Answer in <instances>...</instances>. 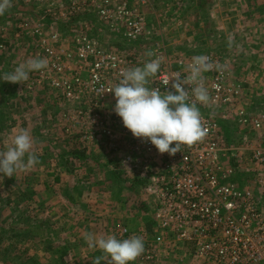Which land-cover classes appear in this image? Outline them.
Listing matches in <instances>:
<instances>
[{
  "label": "rangeland",
  "instance_id": "obj_1",
  "mask_svg": "<svg viewBox=\"0 0 264 264\" xmlns=\"http://www.w3.org/2000/svg\"><path fill=\"white\" fill-rule=\"evenodd\" d=\"M32 5L22 2L11 3L5 14L0 15V151L10 146L15 134L26 129L33 139V151L38 156V163L33 167L18 170L13 177L0 175V264H91L102 254L98 250L88 248L84 239L86 233H77L74 230L78 213L99 210L102 204L107 209L109 204L91 201L94 196L98 197L96 192L92 191L93 176L83 173L85 182L90 186L86 193L90 201L73 202L78 205V212L69 207L68 211L71 214L66 217L62 209L64 200L60 197L64 194L62 189L68 184V180L65 178L63 184L62 180L55 182V179L62 178L60 161L64 152L53 155L47 150L55 145L56 149L61 147L62 151L67 145V139L61 136L67 117L73 122L72 125L69 124L73 132L69 136L70 140L72 138L74 142L79 141L76 135L80 130L101 131V137L98 133L96 138H84L79 144L102 146L100 143H103L109 151L113 150L111 137L104 136L103 127L111 120L116 100L114 94L98 100L96 96L89 95V92L79 99L69 100L65 96V90H56L47 80L39 79L38 71L30 73L29 79L23 84L5 81L4 74L12 72L18 64L32 58L45 59L43 55L38 54L42 46L39 41H34L36 36L29 34L31 29L38 26L41 18L44 22L41 27L44 30L40 28L44 35L57 33L61 38L70 39L76 28L80 27L77 24L78 19L57 22L47 17L43 7ZM153 5L151 11L145 8L154 33L151 39L129 42L118 37L111 42L103 38L99 41L121 51L125 59H131L132 64L129 68L142 67L146 61L157 58L154 55L150 57L147 53H152L153 47L150 43L159 40L160 37H164L165 51L168 54L163 64L171 70L178 68L187 70V65L194 57L212 55L216 65L220 66L218 70H223L227 74V81L242 86L244 92L239 102L247 104L254 109L253 111H264V0H152L150 7ZM24 18L29 22L28 30L18 27V22ZM158 19L161 20L160 26L162 28L164 26L166 35L160 34ZM94 27H90V33L93 35ZM98 28L102 31L104 29L101 25ZM65 42L59 40L54 46L60 49L71 43ZM44 69L46 76L56 77V73L50 68L49 60ZM216 73L215 66L214 69L204 72L202 78L209 84L215 79ZM104 75L113 87L120 80L113 74ZM82 76L88 79L89 73L84 72ZM154 83V78L150 77L147 86L153 89ZM83 99L90 105L81 104ZM204 110L199 109L201 116L209 113ZM219 114L213 117V119L216 117L215 120L212 118L210 120L216 124L218 139L222 145L232 147L234 154H238L235 147L247 146L244 141L245 134H249L251 129L240 125L235 117L223 119ZM60 116L63 121L60 120ZM115 132L114 136L128 140V134L121 127ZM202 139L206 141L204 137ZM202 139L197 142L202 144ZM258 142L264 144V130L251 144ZM143 153L146 156L151 154L147 150ZM119 156L124 171L128 174L136 171L139 176H144L138 172L141 169L134 168L129 161L125 163L123 154ZM154 156L161 164L167 161L166 153H155ZM53 159L56 160L55 166L52 165ZM234 163L232 162L233 165ZM246 177L249 180L251 176ZM149 181L148 179L144 190L147 197L141 203L140 201L134 203L135 209L148 214L152 223L143 226L145 228L143 232L133 231L127 225L121 226L126 227L132 235L141 236L145 248L148 240L153 239L158 229L156 225L154 227L153 222L152 205L155 203V196L153 198L147 191L152 184ZM48 185L52 187V194ZM110 200L115 199L110 197ZM52 206L55 208L50 212L48 209ZM120 208L125 209L126 204ZM137 228L139 230V227ZM105 232H96L92 224L88 233L105 236L114 234L121 239L115 230ZM192 251V246L187 241H178L172 235L165 245L156 248L153 260L142 259L143 253L132 264H157L159 260H166L168 264H191V260L193 264H212L204 258H195ZM101 264H108L107 259H102Z\"/></svg>",
  "mask_w": 264,
  "mask_h": 264
},
{
  "label": "built area",
  "instance_id": "obj_2",
  "mask_svg": "<svg viewBox=\"0 0 264 264\" xmlns=\"http://www.w3.org/2000/svg\"><path fill=\"white\" fill-rule=\"evenodd\" d=\"M17 2L43 7L47 17L57 22L78 19L80 27L70 39L61 38L57 33L44 35L43 18L29 32L42 46L38 54L49 60L52 72L56 73V77L46 76L45 69L39 70V79L47 80L56 90H65L69 100L79 99L86 92L98 100L112 95L109 90L113 86L104 74L120 78V72L132 64L121 51L102 44L90 33L92 24L104 28L102 37L109 42L118 37L137 42L154 35L145 13L152 0H11V3ZM18 27L28 30L29 22L24 18ZM59 40L71 43L57 49L54 44ZM150 44L153 55L163 58L159 72L152 76L153 89L174 92L173 81L168 85L164 81L176 76L183 79L188 75L184 72L187 70H171L163 64L168 54L162 37ZM204 56L214 69L215 58ZM84 72L89 73L88 79L82 76ZM203 84L209 101L196 103L199 109L209 112L201 116L206 141L181 145L180 151L172 155L166 153L164 164L156 161L154 154L159 152L155 146L134 137L115 112L103 127L104 136L111 137L112 149H124L125 163L129 161L134 168L141 169L139 174L152 183L147 191L155 196L153 222L158 229L153 239L148 240L142 259L153 260L156 248L165 245L173 235L192 246L195 258H204L212 264H264V144H251L264 130V111H253L239 102L244 90L241 85L229 83L223 70L217 69L215 79L209 84L203 80ZM184 87L188 102H195L193 85ZM217 114L223 119L235 117L240 125L251 129L245 134L247 146L235 147L238 154H234L232 147L220 143L216 124L210 121ZM101 123L104 124L102 120ZM119 127L128 134V140L114 136ZM146 150L151 152L149 156L143 153ZM246 175L251 176L249 180ZM115 232L121 239L132 236L126 227L118 226Z\"/></svg>",
  "mask_w": 264,
  "mask_h": 264
},
{
  "label": "clouds",
  "instance_id": "obj_3",
  "mask_svg": "<svg viewBox=\"0 0 264 264\" xmlns=\"http://www.w3.org/2000/svg\"><path fill=\"white\" fill-rule=\"evenodd\" d=\"M11 6V0H0V15ZM152 56L153 53H147ZM162 57L150 59L143 66L128 68L120 72L119 82L109 91L114 94V112L122 119L123 125L134 137L148 140L159 153L170 155L180 151L181 145H192L201 140L205 131L201 124V113L197 103L207 104L209 94L203 84L202 74L212 69L208 57L196 56L187 65L183 79L172 77L164 81L175 91H161L147 86L150 77L155 76L162 64ZM47 61L32 58L18 64L10 73L4 74L6 82L22 83L29 74L42 70ZM219 69V65H216ZM184 85H193L195 102H188ZM174 144V146H173ZM38 156L33 151V139L28 130L22 129L12 138L10 146L0 151V175L13 177L18 170L33 167ZM89 249L101 252L94 264L107 259L108 264H132L145 250L144 240L139 235L119 239L114 234L98 235L86 233L84 237Z\"/></svg>",
  "mask_w": 264,
  "mask_h": 264
},
{
  "label": "crops",
  "instance_id": "obj_4",
  "mask_svg": "<svg viewBox=\"0 0 264 264\" xmlns=\"http://www.w3.org/2000/svg\"><path fill=\"white\" fill-rule=\"evenodd\" d=\"M152 8H154V5L150 8L148 7L149 11H151ZM157 21L158 25L160 26L162 24L161 20L158 19ZM92 26H95L93 30L95 31L94 36H97L99 39L103 38L102 35L104 30L102 31L101 28H98L99 25L97 23L92 24ZM159 28L160 34L166 35L164 33V26L163 28L161 26ZM84 100L85 99H83V103H80L83 105L85 104L84 106H87L89 102H84ZM70 118L73 119V117ZM60 120L63 121L61 116ZM65 120L68 124H64L65 128L64 130H62L61 136L65 137L67 139V142L72 144L66 143V140H64V138L63 140L67 145L64 146V149L62 151L61 147H59L60 149H56L55 145L51 146V148L47 150L49 154L53 155H55V153L64 152L63 158H61L60 161L62 178H57V180L55 179V182H59V180H62L61 184H63L65 182V178H67L68 180V184L65 185V188L62 189V194L64 193L65 195L63 194L64 196L62 195L60 197L61 200H64L62 209L64 210L63 212L65 216L67 217L71 214L68 211L69 207H72L76 212H78V205H76V203L74 204L73 202L80 201L82 203H85L90 201L88 195L86 194L90 189V186L85 182L83 178L84 174L87 173L93 176L94 182L92 184L95 188L92 186V191L96 192V195H98V197L94 196L95 198H92L91 201L103 202L107 205L109 204V208L107 209L106 206L104 207V205L102 204L99 210L92 209L88 211V213L86 211H84L83 213H78L79 216L77 217V225L75 226L74 230L77 233H88L90 232V228L93 224V226H95L96 232L106 233L105 231L107 230L114 232L116 227L122 226L123 224L125 226L127 225L133 231L143 232V229H145L143 226L150 225L149 223L152 222H150L148 214L142 213V210L140 211L135 209L134 202H136L137 204V201H140L141 203L143 202V199L147 197V194L144 193L146 186L136 181V177L139 176L138 174H136V171H134V173L130 172V174H128L122 168V161L119 154L125 155L126 151H109L107 146H105V148L103 146L104 144L100 143L103 142L102 139H99L100 142H98L102 146H81L79 144L80 141H83L84 138L94 139L98 136V133L100 136L101 131L96 132L93 130H80L78 132L79 134L76 135L79 141L77 140L76 142H74L72 138L71 140L69 138V136L73 133L70 130V125H72L73 122L69 121L68 117ZM73 143H75L78 148H75L76 146ZM55 161L56 160L54 159L52 160L53 166H55L56 164ZM118 174L121 177L118 176ZM139 177L142 178L141 176ZM143 179L145 180V178ZM48 187L52 194V187L50 185H48ZM110 197L115 200L111 201ZM97 198L99 201L97 200ZM125 204V209L120 208L121 205L122 207H124ZM146 206L147 205H145V207ZM54 208L55 207L52 206L48 210L50 212H53ZM137 227H139V230H137ZM157 264H168V262L166 260H159ZM191 264H193L192 260Z\"/></svg>",
  "mask_w": 264,
  "mask_h": 264
},
{
  "label": "trees",
  "instance_id": "obj_5",
  "mask_svg": "<svg viewBox=\"0 0 264 264\" xmlns=\"http://www.w3.org/2000/svg\"><path fill=\"white\" fill-rule=\"evenodd\" d=\"M118 176H120L119 174H118ZM121 177V176H120ZM136 181L138 182V183H140V184H142V185H145L146 184V179L144 180L143 178H140L139 176L138 177H136ZM95 262V261H94ZM94 262H91V264H94Z\"/></svg>",
  "mask_w": 264,
  "mask_h": 264
}]
</instances>
